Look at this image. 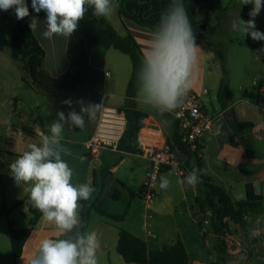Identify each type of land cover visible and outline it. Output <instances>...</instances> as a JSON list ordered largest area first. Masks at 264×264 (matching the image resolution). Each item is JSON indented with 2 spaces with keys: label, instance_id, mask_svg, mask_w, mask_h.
Returning <instances> with one entry per match:
<instances>
[{
  "label": "crops",
  "instance_id": "crops-1",
  "mask_svg": "<svg viewBox=\"0 0 264 264\" xmlns=\"http://www.w3.org/2000/svg\"><path fill=\"white\" fill-rule=\"evenodd\" d=\"M26 2L30 12L29 22L33 17L40 21L33 34L45 52L43 68L50 76L58 78L66 73L70 66L67 54L69 38L55 36L51 40L45 39L42 36L45 30V12L35 13L31 7V0ZM215 2L214 13H221V27L223 24L226 27L224 34L218 25L222 30L220 42L227 44L233 42L235 38L245 40V36H241L238 32L237 36L233 37L229 26L238 17L244 21L249 20V15L248 18L245 15L246 11L249 13L253 7L252 4L243 5L242 0H232L225 4L218 0ZM185 9L187 11L189 8L186 6ZM196 10L188 11L195 15ZM103 18L121 37L131 34L142 52L155 31L121 18L118 8L110 17ZM255 23L256 28L264 33V9L256 17ZM208 29L216 30V26H210ZM246 38L252 42L254 51L261 56L264 63V54L259 51L264 41H254L249 35ZM197 44L200 45L199 77L193 90L202 96L207 112L216 117L212 131L202 138V151L199 156L202 169L214 183L226 187L234 200L247 199L249 184L254 186L258 194L264 196V66L260 69L259 77L254 79L252 89L249 85L242 84L238 87L240 94L234 96L233 85L225 78L226 70L223 72L225 59L223 61L219 55L220 50L216 40L205 36L200 40L197 39ZM132 72L133 63L128 55L115 48L105 50L96 46L91 51L88 65L83 69L82 88L71 91L60 89L47 94L37 89L31 82L23 80L24 72L21 64L13 60L4 65L0 63V93L4 89L12 90L14 87L32 89L35 92L32 94L31 107L37 111L36 116L32 115L31 118L26 119L24 125L27 129L23 131L13 121L26 118L21 114V118L18 119L24 102L16 95L11 96L8 101L0 97V248L5 255L6 253L8 255V245L12 251L9 220L14 221L18 228H28L34 218L27 192L29 185L18 186L10 175L9 165L28 150L29 144H40L41 136L49 134L46 125L57 119L56 113L63 111L66 114L70 110L62 102L71 98L72 107L76 111L80 110V104L77 103L80 100L85 104H101L95 118L88 121L84 129L77 128L72 131L65 127L61 141V146L67 149L66 153H62V159L74 171L72 182L90 183L96 189L90 204L86 206V209H90L86 232H95L97 235L98 264H136L127 263L118 252L121 229L145 240L151 251L182 241L189 254V264H212L218 260L217 234L210 215L211 211L201 214L197 206L198 198L204 194V187L200 185L201 179L193 186L186 183L181 186L178 183V180L186 177L194 167L198 169L195 161L186 165L182 160L178 168L167 169L161 174L167 176L170 185L167 189H160L158 185L157 196L152 205L153 217L149 219L141 196L150 168V162L144 153L105 149L96 158H92L89 154L86 144L98 125L102 107L107 105L124 109L127 105V89ZM10 73L14 81L7 79ZM223 79L229 85V93L224 101L218 100L221 106L219 108L214 104L213 98L210 99L213 107L211 113L207 108L209 86L217 90L218 97ZM133 102L138 110L149 115L144 124L151 129L152 136L160 140L158 135L161 133L165 140L170 142L171 122L166 123L162 119L163 113L145 103L140 93ZM143 105L150 106L152 110L146 109ZM174 111L164 113L173 116ZM232 116H236L241 122H252L254 126L242 135H237L229 124V118ZM145 137L143 136L144 142L147 140L153 144L154 138L152 141L151 136ZM170 172L172 174L168 175ZM103 173L106 174L104 178ZM97 182L99 185L103 183V187L97 189ZM99 192L102 193L101 204L104 209L111 214L124 216L122 221L116 222L91 209L90 205L96 201ZM19 201L21 205L10 213L3 211L4 207L11 208ZM84 209V205L81 204V219ZM229 227L230 246L226 254L227 264H264V207L245 216L243 223L230 221ZM58 235L55 226L41 217L27 239L22 255L17 259L13 256V264H30L42 240L55 238Z\"/></svg>",
  "mask_w": 264,
  "mask_h": 264
},
{
  "label": "clouds",
  "instance_id": "clouds-1",
  "mask_svg": "<svg viewBox=\"0 0 264 264\" xmlns=\"http://www.w3.org/2000/svg\"><path fill=\"white\" fill-rule=\"evenodd\" d=\"M242 3L253 6L248 13L249 20L234 19L232 30L249 35L254 41H264V33L255 23L264 9V0H242ZM31 7L37 14L45 12L42 36L51 40L55 36L71 38L89 8L94 17L108 18L118 4L116 0H31ZM10 9L14 10L17 19L30 16L26 0H0V10ZM39 22L36 17L31 19L32 32L36 31ZM259 51L264 54V48ZM199 52L200 45L182 0H172L171 6L161 14L159 25L142 54L137 83L143 101L161 113L179 108L197 83ZM62 103L70 110L66 114L63 111L56 113L57 119L46 125L49 134L41 136L40 144H29L28 150L10 163V175L18 186L29 185V203L59 233L55 238L42 240L30 264H98L97 235L81 230L80 216V201L90 200L96 189L90 183L72 182L74 171L62 159V153L67 149L61 146V141L65 127L72 131L84 129L87 122L95 118L101 104H85L80 100L77 101L80 110L76 111L71 98ZM202 171L194 167L178 183L193 186L199 183ZM169 185L167 176H161L160 189H167Z\"/></svg>",
  "mask_w": 264,
  "mask_h": 264
},
{
  "label": "trees",
  "instance_id": "trees-1",
  "mask_svg": "<svg viewBox=\"0 0 264 264\" xmlns=\"http://www.w3.org/2000/svg\"><path fill=\"white\" fill-rule=\"evenodd\" d=\"M118 11L121 18H125L136 22L137 24L156 29L159 25L160 17L172 4V0H116ZM184 7L196 10L201 7H210L216 10L215 0H182ZM210 3V4H209ZM248 18V11L246 15ZM28 17L17 19L13 30V41L11 48V58L14 62L22 65L24 72L23 80L31 82L37 89L51 94L56 90L71 91L76 88H82L83 69L88 65L91 51L98 46L105 50L115 48L122 53L128 55L133 63L132 77L127 89V105L124 107L128 118L127 129L119 144V150L127 153H142L138 134L145 127L144 121L149 116L146 112L138 110L133 100L137 97L138 83L137 73L141 66L142 50L136 39L128 34L121 37L117 31L103 18L94 17L92 9L89 8L85 18L79 22V27L69 38L67 54L70 61L69 69L66 73L58 78L50 76L43 68L45 52L40 46L36 37L29 27ZM221 59L224 61V54L219 51ZM229 93V85L223 79L218 91V100L224 101ZM162 119L171 122L170 143L178 146L182 153L187 157L184 159L186 165L195 161L198 169H202L201 161L197 153H191L186 145L181 143L180 128L178 122L169 113H163ZM229 124L235 134L242 135L247 129L254 126L252 122H241L236 116L229 118ZM106 176L103 173L102 177ZM203 185L204 194L198 198L197 206L201 214L212 212L213 224L217 234L216 251L219 258L212 264H227V252L229 249V222L243 223L245 216L251 212L264 207V196L258 194L252 184L247 186V199L234 200L226 187L216 184L212 181L206 171H202L200 176ZM97 189L103 187L96 184ZM102 193L99 192L95 202L90 207L96 210L100 215L108 217L116 222L124 219V216L114 215L107 212L101 204ZM85 209L82 213L83 228L87 231L89 212L86 206L90 204L88 201H80ZM21 205L16 202L11 208L4 207L3 211L10 213ZM34 215L31 225L28 228H18L14 221L9 220V231L12 252L15 259L19 258L23 253L24 245L29 238L37 221L42 217L35 208H31ZM63 238V237H61ZM118 252L123 256L127 263L136 264H189L190 258L182 241L175 245L163 246L162 248L151 251L145 240L135 236L125 229H121L119 233Z\"/></svg>",
  "mask_w": 264,
  "mask_h": 264
},
{
  "label": "built area",
  "instance_id": "built-area-1",
  "mask_svg": "<svg viewBox=\"0 0 264 264\" xmlns=\"http://www.w3.org/2000/svg\"><path fill=\"white\" fill-rule=\"evenodd\" d=\"M173 117L179 124L181 143L186 145L189 152L200 156L202 138L212 131L216 122V117L207 112L202 96L193 89L190 90L183 104L175 109ZM127 125L128 118L123 109L104 105L98 125L86 144L90 156L96 158L105 149L118 151ZM147 135L151 136L153 141V132L145 126L138 134V138L144 156L150 162V168L141 196L145 203L147 217L151 219L152 205L157 196L161 174L167 169L178 168L181 161L187 157L178 146H173L166 141L161 133L158 135L160 140L154 138L153 144L147 140L144 142L143 136ZM210 215L212 216V212Z\"/></svg>",
  "mask_w": 264,
  "mask_h": 264
},
{
  "label": "rangeland",
  "instance_id": "rangeland-1",
  "mask_svg": "<svg viewBox=\"0 0 264 264\" xmlns=\"http://www.w3.org/2000/svg\"><path fill=\"white\" fill-rule=\"evenodd\" d=\"M218 2L225 4L226 2H232V0H218ZM188 10L189 9H187L188 17L197 39L200 40L205 36L208 38H214L217 42L219 50L225 55L223 72L226 70L225 78L233 85V95L237 96L240 94L238 87L242 84H247L252 89L253 81L255 78L259 77L260 69L262 66H264V63H262L261 56H259V59L257 58L258 55L254 51L252 42L246 38L248 35H245V40H237V38H235L233 42H227V44H223L220 41L222 30L225 34L226 27L225 24H223L221 27V13H214L215 10L210 7L199 8L195 11V15L193 13L190 14ZM16 20L17 18L14 10H0V63L3 65L6 62H12L10 55L13 41V27ZM214 25L216 26V30L208 29V27ZM218 25L222 28V30H220ZM204 27L206 29L202 30ZM229 29L232 30L231 26H229ZM231 30L230 34H232L233 37H236L237 32ZM238 33L241 34V36H244L242 32ZM262 48H264V45ZM7 79L12 81L15 80L14 78H11V73L9 76H7ZM209 91L210 95L208 97L209 100L207 102V108L211 113H213V107L210 103L211 98H213L214 104L217 106V108L221 106L218 103L217 90H215L212 86H209ZM34 92V90H27L25 87H14L12 90L4 89L2 93H0V97L6 98L7 101L11 98V96L14 97L16 95L24 102V106L21 109L18 119L21 118V114L25 115L26 118L21 121L16 119L13 121V123L20 126L23 131L27 129L26 125H24L26 123L24 122L27 121L29 117L31 118L32 115H37V111L31 107V100L33 97L32 94ZM143 107L152 110L150 106L143 105ZM8 248V255L7 253L5 255V253H3V249L0 248V264H13L14 259L10 245H8Z\"/></svg>",
  "mask_w": 264,
  "mask_h": 264
},
{
  "label": "water",
  "instance_id": "water-1",
  "mask_svg": "<svg viewBox=\"0 0 264 264\" xmlns=\"http://www.w3.org/2000/svg\"><path fill=\"white\" fill-rule=\"evenodd\" d=\"M210 4V3H209ZM17 21V20H16ZM206 28L204 27L202 30H205Z\"/></svg>",
  "mask_w": 264,
  "mask_h": 264
}]
</instances>
